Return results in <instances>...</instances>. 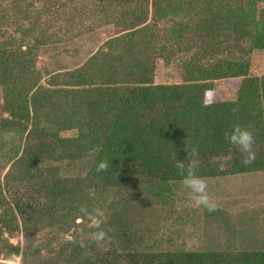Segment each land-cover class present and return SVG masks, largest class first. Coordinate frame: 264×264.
Masks as SVG:
<instances>
[{
  "label": "trees",
  "instance_id": "1",
  "mask_svg": "<svg viewBox=\"0 0 264 264\" xmlns=\"http://www.w3.org/2000/svg\"><path fill=\"white\" fill-rule=\"evenodd\" d=\"M15 2L27 7L40 5L34 18L38 24L45 17L51 19V12H55L51 9L45 16L47 0ZM110 2L119 3L116 22L124 32L106 41L104 57L96 52L87 58L84 68L49 76L52 86L53 79L67 75L70 80L66 87L53 89L40 83L42 74L35 69L39 48L54 43L51 35L42 31L43 25L33 29L31 46L22 41L24 35H32L28 26L19 27L21 36L16 41L2 29L7 23H0V133L8 127L27 130L21 156L24 173L44 160L64 159L67 165L80 164L75 175L56 178L51 185L43 183V191L51 190V196L57 199L69 185H74V190L93 186L98 192L131 186L135 195H126L124 203L128 207V203L141 206L140 195L148 191L167 195L170 181L184 179L186 171L175 166L176 159L183 160L185 166L195 159L199 177L264 170V74L251 73L249 60L245 59L251 48L264 49V7L257 6L258 0ZM149 15L153 21L170 23L164 27L152 23L144 31V26L136 28ZM140 30L142 33H138ZM193 43L199 57L213 60L201 66L187 65L188 60L182 59V82L154 83V60L160 57L167 62L175 50H187ZM138 67L144 68V76L135 80L139 85L130 83V75ZM26 72L34 75L30 78ZM227 77L239 78L236 99L207 101L212 81ZM89 84L96 86L85 89ZM230 124L246 127L253 134L255 159L247 165L225 138ZM65 129H76L77 134L61 137L59 131ZM102 161L109 162L108 167L97 171ZM37 207L29 216L25 209H19L23 224L36 216ZM90 209L98 211L96 207ZM79 210L76 211L80 213ZM54 213L49 212L48 217L53 219ZM119 220H123L122 215H115V221ZM115 221H109V225L106 221L102 227L110 242H97L96 247L91 243L88 249L94 252L89 255L77 240L69 241V250L65 248L69 257L73 259L75 253L85 259L77 255L75 264H264V248L167 250L157 247L160 238H151L144 244L143 236L129 233L124 247H118L115 240L123 226ZM141 243L147 247L142 248ZM10 248L24 261L30 253L29 248L18 245Z\"/></svg>",
  "mask_w": 264,
  "mask_h": 264
},
{
  "label": "rangeland",
  "instance_id": "2",
  "mask_svg": "<svg viewBox=\"0 0 264 264\" xmlns=\"http://www.w3.org/2000/svg\"><path fill=\"white\" fill-rule=\"evenodd\" d=\"M46 4L48 6H45V16L51 9L55 12H51V19L45 17L44 22L38 24L35 15L38 16L37 9L40 5L27 7L16 3L15 0H0V23H7L2 29L16 41H19L21 36L19 27L28 26L32 35H24L22 41L23 44L28 41L31 46L33 29L43 25L42 31L51 35L54 43L39 48L35 69L42 74L40 83L55 89L68 86L70 78L61 74L53 79L55 82L51 86L48 83L50 75L81 66L84 68L87 58L96 52L99 57H104L108 48L106 41L124 31L116 22L119 18L116 10L121 9L119 3L115 5L110 0H47ZM257 6L264 7V0H258ZM152 23L164 27L168 26L170 21H153L149 15L147 20L136 28L142 29L144 26L142 31L149 30ZM195 46L196 43H193L187 50H175L167 62L157 57L154 60V83L182 82L185 77L181 67L182 59L188 60L187 65L197 63L201 66L213 60L208 56L199 57ZM142 49L148 51L144 47ZM181 53L183 56H180ZM142 59L146 60V56L143 55ZM245 59L249 60L251 73L264 74V49L251 48ZM143 69H134L130 75V83L134 81L133 84H140L135 80L144 76ZM148 69L150 70L149 67ZM26 74L31 78L34 72ZM186 77L190 78L188 75ZM238 79H214L210 93L207 91V101H234ZM94 86L89 84L85 89H93ZM2 93L3 88L0 86V104ZM74 95L78 96L75 93ZM18 128L8 127L0 133V264H75L78 254L74 253L71 259L69 252L65 250H69V241L77 240L81 246L87 248V255L93 253L88 247L93 242L96 247L97 241L92 239L91 234L102 229L106 221L108 225L111 220L115 221L117 214L123 217V220L115 221L123 226V232L115 240L118 247H124L123 241L129 233L143 236L144 244H148L147 241L151 238H160L157 247L167 250L264 248V170L225 172L201 177L207 184L210 201L215 204L212 210L194 202L192 194L184 186V179L170 181L171 190L167 195L154 194L155 191L140 195L141 206L128 203L127 207L124 203L126 195L130 198L134 194L131 192V186L98 192L93 186H80L74 190V185H69L56 199L51 196V190L43 191V183L51 185L56 178L64 179L75 175L80 164L71 162L72 165H67L64 159L44 160L24 173L25 168L22 170V167L25 163L21 156L27 130L21 132ZM76 134V129L59 131L61 137H73ZM86 160L89 158L86 157ZM86 160L81 163L85 164ZM220 169L225 168L220 166ZM20 176L23 178L18 180ZM35 205L38 206L36 216L23 224L19 209H25L29 216L33 215L32 209ZM92 207L102 212V217H97V211L90 209ZM77 209H85L87 214L80 210L78 213ZM51 211L56 212L53 219L48 217ZM209 212L212 214H208ZM95 219L102 220L99 227L94 223ZM109 230L111 232L112 228ZM107 235L104 243L110 242ZM144 244L141 243L142 248L146 246ZM17 245L20 248H29L30 253L25 261L10 248ZM78 257L85 261L82 256Z\"/></svg>",
  "mask_w": 264,
  "mask_h": 264
},
{
  "label": "clouds",
  "instance_id": "3",
  "mask_svg": "<svg viewBox=\"0 0 264 264\" xmlns=\"http://www.w3.org/2000/svg\"><path fill=\"white\" fill-rule=\"evenodd\" d=\"M225 138L228 143L234 146L241 154H242V163L247 165L255 159V154L252 151V144L254 141V137L252 132L246 128L242 127L239 124H230L229 129L225 132ZM197 154L195 149L192 150V156L195 157ZM109 162H100L97 167V171L105 170L108 167ZM197 161L192 159L187 166H185L183 160L176 159L175 166L178 169H185L186 175L184 176V186L190 191L193 196L194 202L197 205H203L209 210L214 209L215 204L210 201L209 196L207 194V184L205 180L198 175H196ZM81 212H85V209H81ZM103 213L97 211L96 216L102 217ZM94 223L99 227L102 223L101 219H95ZM93 240L100 242L103 241L106 237V233L104 230L100 229L91 234Z\"/></svg>",
  "mask_w": 264,
  "mask_h": 264
}]
</instances>
